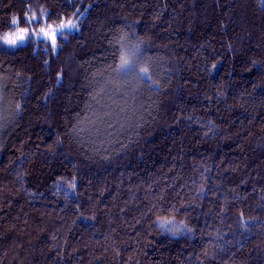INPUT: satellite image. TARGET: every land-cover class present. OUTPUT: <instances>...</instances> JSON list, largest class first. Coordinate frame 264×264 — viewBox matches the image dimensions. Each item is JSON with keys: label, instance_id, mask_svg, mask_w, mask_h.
I'll return each instance as SVG.
<instances>
[{"label": "trees", "instance_id": "obj_1", "mask_svg": "<svg viewBox=\"0 0 264 264\" xmlns=\"http://www.w3.org/2000/svg\"><path fill=\"white\" fill-rule=\"evenodd\" d=\"M0 264H264V0H0Z\"/></svg>", "mask_w": 264, "mask_h": 264}, {"label": "rangeland", "instance_id": "obj_2", "mask_svg": "<svg viewBox=\"0 0 264 264\" xmlns=\"http://www.w3.org/2000/svg\"><path fill=\"white\" fill-rule=\"evenodd\" d=\"M41 36L46 37L49 41L54 40V36H52L51 32L48 29H44L40 33ZM9 39H6L7 41H15L16 43L23 42L26 40L27 37V32L25 30H20L16 34H10L8 35Z\"/></svg>", "mask_w": 264, "mask_h": 264}, {"label": "snow or ice", "instance_id": "obj_3", "mask_svg": "<svg viewBox=\"0 0 264 264\" xmlns=\"http://www.w3.org/2000/svg\"><path fill=\"white\" fill-rule=\"evenodd\" d=\"M13 23H15V21H13ZM65 27H76V25H74V24H71V23H69L68 25H64V24H61L60 25V28L61 29H63V28H65ZM43 31V30H42ZM9 43H15V41H8ZM130 63V61H127V60H123L122 61V63H121V68H124L125 66H127L128 64ZM141 71H143V72H145L146 73V70H141Z\"/></svg>", "mask_w": 264, "mask_h": 264}]
</instances>
